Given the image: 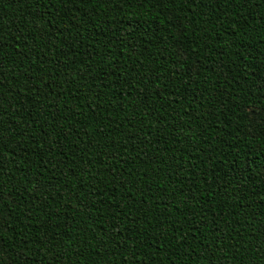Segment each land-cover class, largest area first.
Returning <instances> with one entry per match:
<instances>
[{"label":"trees","instance_id":"trees-1","mask_svg":"<svg viewBox=\"0 0 264 264\" xmlns=\"http://www.w3.org/2000/svg\"><path fill=\"white\" fill-rule=\"evenodd\" d=\"M0 264H264V0H0Z\"/></svg>","mask_w":264,"mask_h":264}]
</instances>
